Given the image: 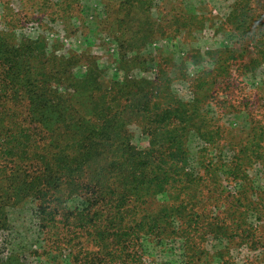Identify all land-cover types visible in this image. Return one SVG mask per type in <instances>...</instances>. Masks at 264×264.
Here are the masks:
<instances>
[{
	"label": "trees",
	"instance_id": "obj_1",
	"mask_svg": "<svg viewBox=\"0 0 264 264\" xmlns=\"http://www.w3.org/2000/svg\"><path fill=\"white\" fill-rule=\"evenodd\" d=\"M50 3L52 16L60 9L73 11L77 2ZM262 6L261 0L238 1L233 11L235 20L241 18L238 28L253 11L252 23L239 30L243 37L261 21ZM117 20L123 30L119 45L124 68L135 58H128L129 53L149 36L142 30L146 23L139 27L131 12ZM22 23L8 8L3 11L0 232L9 223L6 206L32 199L39 231L56 249L65 242L60 251L67 250L74 264H139L141 231L163 229L162 212L168 208L172 217L186 218L181 234L198 236L211 209L183 195L203 190L206 174L214 169L213 158L205 156L215 153L218 159L223 152L213 117L201 104L207 94L199 91L209 84L205 73H188L189 95L184 97L172 93L167 76L155 82L106 78L94 60L87 73L77 75L75 67L84 55L63 52L61 43L50 45L41 36L22 35ZM196 54L201 56L199 50ZM130 124L148 136L145 148L133 144ZM193 135L203 142L197 147V162L189 145ZM230 170L234 173L237 167ZM73 198L80 204H73ZM155 206L160 207L157 212ZM17 257L1 255L0 264H23Z\"/></svg>",
	"mask_w": 264,
	"mask_h": 264
},
{
	"label": "rangeland",
	"instance_id": "obj_2",
	"mask_svg": "<svg viewBox=\"0 0 264 264\" xmlns=\"http://www.w3.org/2000/svg\"><path fill=\"white\" fill-rule=\"evenodd\" d=\"M50 1L55 0H0V21L8 8L23 21L22 35L41 36L50 45L61 43L63 52L84 55L85 60L75 67L77 75L87 73L94 60L106 78L155 82L167 76L178 97L189 95L188 73H205L209 81L199 91L207 94L201 96V104L213 117L211 124L219 131L223 152L218 159L215 153L205 156L213 158L214 169L206 174L203 190L183 197L201 207L208 205L211 211L202 218L198 236L188 228L193 235L189 239L181 234L186 218L172 217V211L164 209L163 229L141 231L137 263L264 264V6L259 7L261 21L243 37L239 30L252 23L253 11L248 13L251 19L238 28L241 18L235 20L233 11L241 0H76L73 11L60 9L63 17L49 15ZM127 12L140 21L139 27L141 21L146 23L142 30L149 37L129 53L128 58H135L122 68L119 39L123 30L117 19ZM129 128L133 144L145 148L148 136L137 124ZM201 143L198 136L189 139L196 162ZM231 167L237 170L231 173ZM78 199L71 201L80 204ZM35 207L32 199L6 206L9 223L0 232V256L18 255L23 264H74L67 250L60 251L65 242L56 249L39 231ZM159 208L155 206L154 211ZM173 229L179 233L171 235ZM47 243L52 248L44 251Z\"/></svg>",
	"mask_w": 264,
	"mask_h": 264
}]
</instances>
